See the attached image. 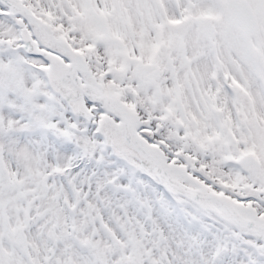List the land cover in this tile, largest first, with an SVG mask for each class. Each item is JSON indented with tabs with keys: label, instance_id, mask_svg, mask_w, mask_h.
Wrapping results in <instances>:
<instances>
[{
	"label": "snow or ice",
	"instance_id": "6c2138e0",
	"mask_svg": "<svg viewBox=\"0 0 264 264\" xmlns=\"http://www.w3.org/2000/svg\"><path fill=\"white\" fill-rule=\"evenodd\" d=\"M0 264H264V0H0Z\"/></svg>",
	"mask_w": 264,
	"mask_h": 264
}]
</instances>
